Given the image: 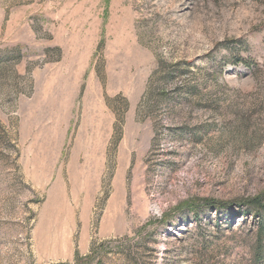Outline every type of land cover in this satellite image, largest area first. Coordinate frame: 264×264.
<instances>
[{
    "label": "rangeland",
    "instance_id": "374dc122",
    "mask_svg": "<svg viewBox=\"0 0 264 264\" xmlns=\"http://www.w3.org/2000/svg\"><path fill=\"white\" fill-rule=\"evenodd\" d=\"M264 0H0V264H264Z\"/></svg>",
    "mask_w": 264,
    "mask_h": 264
},
{
    "label": "trees",
    "instance_id": "16d2710c",
    "mask_svg": "<svg viewBox=\"0 0 264 264\" xmlns=\"http://www.w3.org/2000/svg\"><path fill=\"white\" fill-rule=\"evenodd\" d=\"M248 208H250L256 215V217H261L264 214V198H256L248 203ZM264 226V225H263Z\"/></svg>",
    "mask_w": 264,
    "mask_h": 264
}]
</instances>
